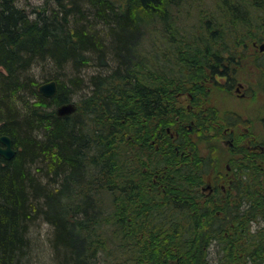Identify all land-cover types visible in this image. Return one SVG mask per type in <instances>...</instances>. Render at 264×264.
I'll use <instances>...</instances> for the list:
<instances>
[{
    "label": "trees",
    "instance_id": "obj_1",
    "mask_svg": "<svg viewBox=\"0 0 264 264\" xmlns=\"http://www.w3.org/2000/svg\"><path fill=\"white\" fill-rule=\"evenodd\" d=\"M217 2L192 22L190 0H0V135L16 149L0 156V264H30L39 221L51 264H209L220 230L217 264H264L258 177L238 176L234 203L204 198L212 140L176 123L170 71L205 50L229 71L264 40V0Z\"/></svg>",
    "mask_w": 264,
    "mask_h": 264
},
{
    "label": "flooded vegetation",
    "instance_id": "obj_2",
    "mask_svg": "<svg viewBox=\"0 0 264 264\" xmlns=\"http://www.w3.org/2000/svg\"><path fill=\"white\" fill-rule=\"evenodd\" d=\"M246 40L249 41L246 47L257 51L245 52L243 60L231 57L229 71H222L226 60H221V55H226L218 52L205 54L199 62H191L192 71H181L179 76H173V71H170L172 89L179 90L175 97L181 105V125L186 135L200 140L220 139L225 146L226 153L220 162L213 152L204 148L203 155L210 157L211 166L200 190L204 198L219 197L230 203L235 202L234 185L238 176L251 181L253 175L258 177L256 182L264 186V115L259 113V105L264 102L261 99L264 97V50L259 49L261 43L257 38ZM236 65L248 66L245 68L257 71L258 77L253 82L241 79L238 73L242 67L237 68ZM234 99L242 104V111L234 106L220 107ZM245 128L249 132L243 131ZM172 130L171 136H178L176 127ZM239 146L242 153L236 151ZM217 164L222 168L217 169ZM216 212L221 214L219 210Z\"/></svg>",
    "mask_w": 264,
    "mask_h": 264
},
{
    "label": "rangeland",
    "instance_id": "obj_3",
    "mask_svg": "<svg viewBox=\"0 0 264 264\" xmlns=\"http://www.w3.org/2000/svg\"><path fill=\"white\" fill-rule=\"evenodd\" d=\"M43 2V0H20V3L29 9L32 5H37ZM192 2V3H191ZM191 5H183V10H181L178 14L180 15V18L182 19V16L184 15V9L189 10V19L191 18L192 22H196L197 19L200 17L208 15L210 17L211 14H213L215 11L212 12V10L215 8V5H217L216 0H190ZM187 16V15H186ZM264 41V40H263ZM251 52H256V49L250 48ZM259 52V51H258ZM155 52H149L148 56L151 57V59H154L153 56H155ZM246 67V66H245ZM243 68L239 71L238 76L241 79H248V81L253 82L255 80L256 74H258L257 71H249L246 68ZM246 69V70H245ZM87 71L89 74L93 72V68L89 67ZM39 73V72H37ZM44 82V81H43ZM262 101L264 100V97L261 98ZM228 101V100H227ZM238 100L234 99L230 103H224L221 108H229V107H236L237 110L242 111L243 106L242 104L237 103ZM251 107V106H249ZM261 107V111L259 113H262L264 115V102L259 105ZM249 116V114H246ZM243 131L249 132L247 128H245ZM214 144L213 146V153L217 156L218 162H220L221 156L226 153L225 146L221 143L220 139H213L212 140ZM218 167L221 169L222 166ZM51 234V229L49 225L45 222L39 221L36 226L32 229V234L34 241H33V251L31 254L30 264H51L50 262V250L49 248V238Z\"/></svg>",
    "mask_w": 264,
    "mask_h": 264
},
{
    "label": "bare ground",
    "instance_id": "obj_4",
    "mask_svg": "<svg viewBox=\"0 0 264 264\" xmlns=\"http://www.w3.org/2000/svg\"><path fill=\"white\" fill-rule=\"evenodd\" d=\"M217 4H218V2H217ZM217 5H215V7H216ZM212 15L213 14H211L210 15V17H212ZM260 43H263L264 41L263 40H258ZM208 53H214V52H211V51H207V50H205V51H203V52H201V53H198L197 55H196V57H194V58H192V59H190V60H185V62L186 63H183V66L181 67V71H187V70H189V71H192V67H191V62H194V61H196V62H199L202 58H204L205 57V54H208ZM204 54V55H203ZM222 71H223V68H222ZM55 81V80H54ZM56 82V81H55ZM42 83V82H41ZM40 85V84H39ZM38 85V86H39ZM56 89H57V85H56ZM40 93V92H39ZM41 94V93H40ZM44 96V95H43ZM46 97V96H45ZM74 103V102H73ZM58 106L59 105H56L55 107H54V111H55V114L56 115H58V116H67V115H69V114H71V113H73L75 110H76V105H75V103H74V109L70 112V113H67V114H59L58 112H57V108H58ZM180 115H181V118H179V115L177 114L175 117H176V120H177V122L176 123H178V124H182V122H183V118H182V114H181V110H180ZM172 128H174V126L172 127ZM168 129V128H167ZM2 135H7V134H1L0 136H2ZM7 136H9V135H7ZM10 137V136H9ZM10 139H11V137H10ZM208 140H210V139H208ZM210 143L211 144H214L212 141H210ZM209 145V147L206 145V147L204 146V148H206V149H208L210 152H213V146L212 145ZM0 147L1 148H4L5 147V144H3L2 142H0ZM11 147H12V149L14 150V154H15V152H16V149L14 148V144H13V142H12V139H11ZM241 146H239V147H237V149H236V151L237 152H240V153H242V151H243V149H242V147L240 148ZM192 153L194 154V151H191V152H189L188 151V153L186 154L187 156H192ZM14 154H13V156H14ZM197 155L198 156H201L202 154H201V150H199V151H197ZM0 156L2 157V158H4V159H6V160H8V159H10V158H12V157H10V158H5L2 154H0ZM258 190H260V196L261 195H263L260 199V201H259V204H264V186H262V185H260L259 186V188H258ZM254 193V192H253ZM245 203H240V205L242 206V207H244L245 205H244ZM258 204V205H259ZM228 217V216H227ZM226 231H223V230H220V231H217L216 233H217V238H213L210 242H209V244H208V246L207 247H205V250H207V253H208V255H207V257L205 258V260L209 263V264H217L219 261H222L223 259H224V256H225V251H221V248H220V245L218 244V243H222V241H223V238H221V235H223V236H225L226 235V233H225ZM217 249H218V252H217ZM219 250H220V252H219Z\"/></svg>",
    "mask_w": 264,
    "mask_h": 264
},
{
    "label": "water",
    "instance_id": "obj_5",
    "mask_svg": "<svg viewBox=\"0 0 264 264\" xmlns=\"http://www.w3.org/2000/svg\"><path fill=\"white\" fill-rule=\"evenodd\" d=\"M260 50H264V42L259 45ZM38 91L46 96L51 97L56 92V82L54 80H48L40 83L38 86ZM74 109L73 102L62 103L58 106L57 112L59 114H67L70 113ZM0 142L5 144L4 148L0 147V154H2L5 158H10L14 154V150L11 147V139L7 135L0 136Z\"/></svg>",
    "mask_w": 264,
    "mask_h": 264
}]
</instances>
